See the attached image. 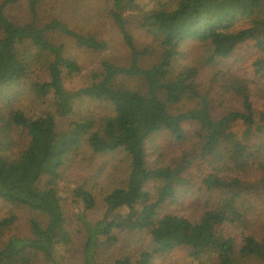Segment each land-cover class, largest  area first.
<instances>
[{
  "label": "trees",
  "instance_id": "16d2710c",
  "mask_svg": "<svg viewBox=\"0 0 264 264\" xmlns=\"http://www.w3.org/2000/svg\"><path fill=\"white\" fill-rule=\"evenodd\" d=\"M0 264H264V0H0Z\"/></svg>",
  "mask_w": 264,
  "mask_h": 264
},
{
  "label": "rangeland",
  "instance_id": "374dc122",
  "mask_svg": "<svg viewBox=\"0 0 264 264\" xmlns=\"http://www.w3.org/2000/svg\"><path fill=\"white\" fill-rule=\"evenodd\" d=\"M88 8L86 10H81L78 14L77 12H74V7H70L69 12L66 13V16L75 23L77 27H80L84 24H87L89 22H93L98 20V12L96 10L97 3H88L85 4ZM57 6L64 10L66 8L65 4L58 3ZM45 12V16H47V9L42 10ZM88 12L89 15H85L81 18V13ZM92 16V18H91ZM141 32H135V42L138 47H143L149 43V39L146 38L144 35L139 36ZM116 35V32L113 30L111 33L102 34V37H104L105 40L109 41L110 47L107 51H101V52H89V51H81L76 52L75 50H71L72 56L77 60L79 65L82 67V76L86 78L88 74H90L92 71L99 68V65L103 61H111L116 64H125L126 63V54L123 48L120 46L119 40H115L114 38ZM185 48H188L187 44L185 45ZM184 58V55L183 57ZM80 84H84V79L80 80ZM79 85V84H78ZM103 138H98L97 140L103 142L110 143L112 140V134H111V127H106L105 131L103 132Z\"/></svg>",
  "mask_w": 264,
  "mask_h": 264
}]
</instances>
